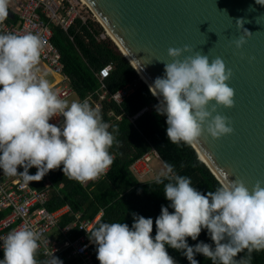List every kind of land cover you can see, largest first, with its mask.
I'll use <instances>...</instances> for the list:
<instances>
[{"label": "clouds", "instance_id": "9594fccd", "mask_svg": "<svg viewBox=\"0 0 264 264\" xmlns=\"http://www.w3.org/2000/svg\"><path fill=\"white\" fill-rule=\"evenodd\" d=\"M8 2L0 0V22L8 17ZM256 3L264 5V0ZM244 30V36L250 34ZM244 36L234 41L237 48ZM41 49L42 39L34 32H0V173L19 177L22 186L57 168L81 184L95 180L112 163L109 149L119 143L116 125L105 122L87 99L60 98L46 78L36 75ZM189 51L188 45L169 47L171 61H161L163 75L148 85L157 97L155 113L165 118L167 140L178 146H190L202 134L216 139L233 131L228 118L216 111L218 105L233 106L234 90L226 83L230 69L218 56L184 55ZM59 117L57 123L49 122ZM31 167L34 174H29ZM154 183L163 185L168 201L155 217V234L150 235L153 218L135 212L131 226L95 224L87 237L96 246L99 264H178L167 248L188 264H198L197 253L211 264H251L252 253L264 250V181L249 188L232 179L201 193L191 177L165 161ZM202 229L211 243L197 239ZM43 243L40 231L17 226L0 237V264H63L53 251L37 258Z\"/></svg>", "mask_w": 264, "mask_h": 264}, {"label": "water", "instance_id": "95a60500", "mask_svg": "<svg viewBox=\"0 0 264 264\" xmlns=\"http://www.w3.org/2000/svg\"><path fill=\"white\" fill-rule=\"evenodd\" d=\"M84 1L147 86L163 75V62L171 61L169 47L188 45L184 55L222 58L231 71L226 83L234 90V103L216 111L233 131L216 139L202 134L192 146L221 184L240 179L250 188L264 181V5L256 0ZM8 15L13 16L9 10ZM244 29L250 34L244 36ZM240 36L244 43L237 48Z\"/></svg>", "mask_w": 264, "mask_h": 264}, {"label": "trees", "instance_id": "16d2710c", "mask_svg": "<svg viewBox=\"0 0 264 264\" xmlns=\"http://www.w3.org/2000/svg\"><path fill=\"white\" fill-rule=\"evenodd\" d=\"M103 32L104 29L96 21L82 24L78 20L68 34L54 26L52 41L61 54L65 74L80 98L100 87L96 73L107 65H112V70L103 82L110 93L133 85V92L121 104L105 101L100 112L103 120L110 126L116 125L117 129L116 140L119 143H114L109 149L113 156L110 169L104 178L81 184L63 177L57 168L49 170L40 181L35 182V186L43 189L51 184L47 203L51 211L68 204L73 212H81L84 218H93L103 209L99 222L121 221L129 226L133 220L132 213L135 212L153 218L150 235H154L155 217L159 215L160 206H167L168 201L164 198L162 184L157 185L154 180L140 182L135 177L130 169L135 161L155 150L163 163L167 161L179 174L191 177V183L201 193L214 190L221 183L199 159L192 145L178 146L167 140L165 118L154 110L157 98L112 40L96 38ZM69 36H72V41ZM29 171H35V167L29 168ZM72 220L73 217H65L61 224ZM187 239L189 244L196 243ZM197 239L211 243L204 229ZM93 250L94 264H99L95 245ZM167 251L179 264H188L187 259L176 250L167 248ZM194 258L198 264H211L201 254L197 253ZM251 264H264V250L252 253Z\"/></svg>", "mask_w": 264, "mask_h": 264}, {"label": "built area", "instance_id": "2783aa9c", "mask_svg": "<svg viewBox=\"0 0 264 264\" xmlns=\"http://www.w3.org/2000/svg\"><path fill=\"white\" fill-rule=\"evenodd\" d=\"M86 7L88 6L82 0H9L8 10L13 16L8 15L4 21L0 22V32L38 34L42 39L38 65H43L50 73L58 77L50 83L58 96L66 100L72 97H76V100L87 99L90 105L101 112L105 101L121 104L133 92V85H126L110 93L103 82L112 70V65H107L96 73L100 87L86 97L80 98L65 74L61 54L52 41L54 26L68 34L78 20L82 24L95 21ZM69 38L73 40L72 36ZM96 38L105 39V33L99 34ZM38 65L35 69L36 75L44 77L45 73L41 72ZM58 119L62 117L50 119L49 122L57 123ZM152 156L159 157L158 153L152 150L131 165L130 169L139 181L141 177L152 171L150 166ZM109 169L110 166L105 174L89 181L104 178ZM20 170L22 169L18 166V171ZM35 171H29V174H34ZM35 182L30 181L28 185L22 186L19 177L5 176L0 173V237L17 226L27 224L42 234L44 243L39 248L41 259L53 251L52 254L61 259L63 264H94V244L88 240L87 232L99 223L103 216V209L93 218H84L81 212H73L68 204L51 211L47 208L51 184L40 189L35 186ZM65 217H73V220L62 225ZM75 233H77L76 236ZM2 257L3 253L0 251V258Z\"/></svg>", "mask_w": 264, "mask_h": 264}, {"label": "rangeland", "instance_id": "374dc122", "mask_svg": "<svg viewBox=\"0 0 264 264\" xmlns=\"http://www.w3.org/2000/svg\"><path fill=\"white\" fill-rule=\"evenodd\" d=\"M87 10L89 11L90 9L88 7H86ZM90 15L94 18V20L96 22H98V20L95 18L94 14L92 13V11H89ZM99 23V22H98ZM100 24V23H99ZM101 25V24H100ZM102 26V25H101ZM103 28V27H102ZM104 29V28H103ZM105 36L106 38H109L110 40H112L109 36H107L106 31L104 30ZM113 41V40H112ZM38 68L41 70L42 73L44 74V78H46L50 83H52L54 80H57V76L53 75L52 73H50L46 67H44L43 65H38ZM72 100H76V97H72L71 99H69L68 101L71 102ZM151 169L152 171L144 176L140 178V182H146V181H153L154 177L156 175V173L162 168L163 166V162H161L159 157L156 156H152V161L150 163ZM179 264V263H178Z\"/></svg>", "mask_w": 264, "mask_h": 264}, {"label": "bare ground", "instance_id": "6f19581e", "mask_svg": "<svg viewBox=\"0 0 264 264\" xmlns=\"http://www.w3.org/2000/svg\"><path fill=\"white\" fill-rule=\"evenodd\" d=\"M86 5H87V3L84 1V0H82ZM88 6V5H87ZM88 8L90 9V7L88 6ZM91 10V9H90ZM92 11V10H91ZM92 13L94 14V12L92 11ZM94 16H95V18L98 20V22L103 26V24L100 22V20L97 18V16L94 14ZM104 27V26H103ZM105 28V27H104ZM105 31H106V34H107V36H109L112 40H113V42H115V40L113 39V37L110 35V33L107 31V29L105 28L104 29ZM116 43V42H115ZM117 44V43H116ZM141 76V75H140ZM141 79L142 80H144L143 78H142V76H141Z\"/></svg>", "mask_w": 264, "mask_h": 264}, {"label": "crops", "instance_id": "0c3cea01", "mask_svg": "<svg viewBox=\"0 0 264 264\" xmlns=\"http://www.w3.org/2000/svg\"><path fill=\"white\" fill-rule=\"evenodd\" d=\"M161 160V159H160ZM152 161V160H151ZM162 162V161H161ZM37 257L39 258V256L37 255ZM40 259V258H39Z\"/></svg>", "mask_w": 264, "mask_h": 264}]
</instances>
